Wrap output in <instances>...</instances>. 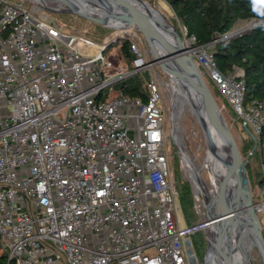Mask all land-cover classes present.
Returning a JSON list of instances; mask_svg holds the SVG:
<instances>
[{
    "label": "built area",
    "instance_id": "1",
    "mask_svg": "<svg viewBox=\"0 0 264 264\" xmlns=\"http://www.w3.org/2000/svg\"><path fill=\"white\" fill-rule=\"evenodd\" d=\"M184 32L205 80L254 142L259 217L264 100L248 99L243 70L223 73L212 51H197L205 46ZM130 46L131 60L118 38L70 34L48 15L0 0V239L8 264L197 262L191 235L198 229L181 225L166 152L164 81L155 69L145 97L124 91L155 63Z\"/></svg>",
    "mask_w": 264,
    "mask_h": 264
},
{
    "label": "rangeland",
    "instance_id": "2",
    "mask_svg": "<svg viewBox=\"0 0 264 264\" xmlns=\"http://www.w3.org/2000/svg\"><path fill=\"white\" fill-rule=\"evenodd\" d=\"M10 1L16 4H22L23 6L30 8L39 15L41 14L48 15L50 21H55L70 34H77L96 42L112 41L116 38H118L119 41H122V39H128L130 43L135 42L139 46V48L147 57V59H149V61H151L153 57L152 48L149 41L147 40L144 33L138 28L132 34L129 35L127 33H124L125 31L128 30L127 25L114 27V26H105L98 24L96 22L90 21L89 19L81 17L76 13H73L72 11L67 9L66 7L68 5L63 0H44L45 3H42L41 1H37V0H10ZM90 1L92 2V0ZM145 1L150 2L165 15V17L175 27L177 33L180 35L182 44L187 47L186 52L188 53V55L190 56L195 55L194 53L195 51H192L191 49L193 44L187 42L184 28L177 20L175 12L172 9V7L165 0H145ZM59 4H62L63 8H59L58 7ZM254 21L255 19L239 21L237 22V24H235L233 29L228 34L235 35L244 30H248L254 24ZM224 38L226 37L223 36L220 37L219 39L221 40ZM114 44L117 45V42H114ZM203 49L207 51H212L213 44L197 49V51L200 50L202 51ZM164 58H167V56ZM198 68L201 72L203 71L202 68L200 67ZM155 69L159 71L162 80L164 81V87H165L163 104L166 110V121H165V129L167 132L166 152L169 157L172 178L174 179L176 184L178 181L176 176H178V179L182 178L184 180H188L191 184L194 193V187L190 173L188 172L186 166L182 161L179 148L177 147L173 137L174 134L173 121L174 119H176V115H177L174 110L176 108V103H177L176 101L178 96V91L176 90L173 81L164 72L160 62L156 61L151 66L150 69H146L144 72L137 73L135 76L130 78L127 81V83L133 84L135 82H138L142 86H144L147 78L151 73H154ZM120 86L121 84L117 86H113V89H110V87L106 89L107 95L104 96L103 100H105L109 96H113L116 90L120 88ZM208 86L213 96L215 97L218 106L221 109V112L235 137V140L237 142V145L239 147L243 159L248 161L247 165L248 163L250 164V167L247 170V175L249 178L251 190L256 194L257 192L256 183L260 181L261 160L258 155V152L256 153V151H254V153L251 154L254 148V145L252 144L251 141L252 138L248 133V131L242 125L243 123L241 122V120L238 118V116L234 113L230 105L227 103V101L216 91V88H214L210 83L208 84ZM178 124L179 127L177 128V132L178 135L180 136L183 146L186 148L184 149L190 153L194 165L197 166L198 168L199 175L201 176L203 174L207 186L212 187L214 184L211 179L210 170L208 169L209 161H207L206 166L204 167L200 166V165L203 166L205 164L206 146H205V141L203 139L200 123L197 119L196 114H194L191 111L188 102H186L183 111L179 116ZM247 165H246V169H247ZM207 199L209 200L210 198L208 196L206 197L203 193H201V200L198 203L197 202L195 203L194 218H196V221L192 226H195L198 223H200L205 217H209L208 214L209 209L206 205ZM212 201H213V205H215V210L213 211V215H218L219 213L225 210V208L222 207L220 202L214 200ZM179 212H180L181 225L182 227H186L188 224L185 215L183 213V210L181 208V205L179 207ZM216 217L217 216H215L214 218L216 219ZM259 217L261 219L262 224L264 225V213L260 212ZM200 230L203 232L205 239V252L203 259L202 260L197 259V262L195 264H208V259L211 250L214 246L215 233L213 229L209 227V231L211 232L210 234L211 239L208 240L207 231L204 229H200ZM2 243L3 242L0 239V251L4 252L5 250L2 247L3 245ZM250 264H263L262 257L260 253L257 251V249H254L252 251V261Z\"/></svg>",
    "mask_w": 264,
    "mask_h": 264
},
{
    "label": "water",
    "instance_id": "3",
    "mask_svg": "<svg viewBox=\"0 0 264 264\" xmlns=\"http://www.w3.org/2000/svg\"><path fill=\"white\" fill-rule=\"evenodd\" d=\"M133 1H139L144 3L147 2L145 0ZM92 2L95 4V6L101 9V11L99 10L100 12L97 13L94 11H88L77 8H71L69 10L81 17L89 19L90 21L96 22L98 24L112 26L110 24L111 19L109 17L110 15H108L109 13H105L109 10L122 20L135 22L137 24L138 29H140L144 33L151 45L153 53L151 61L160 62V60L163 59L165 56H176V61L179 64L178 68L168 67L162 62H160V64L164 72L171 80V74H173L179 80L180 83H183L184 90H188L192 98V103L196 110L195 113L200 123L203 139L205 141L206 146L205 164L203 166H200L204 167L206 166L207 161H210L211 164L214 166L215 174H220L221 181L219 189L221 192L222 199L225 200V198H231L230 191L228 190V186L230 184H233L237 187L236 204L238 205L232 207L231 209L226 208L223 212L219 213L218 215L205 217L200 223L195 226L197 227V229L206 230L208 234V240H210L211 232L209 231V226L211 222L215 220L214 217L218 216L216 219H219L229 216L228 220L223 225L226 226L227 231L221 236L216 235L218 250L225 253L226 264H234V253L231 241L229 240L230 229L233 230V233H244L250 238V244L253 250L257 249V251L262 257V262L264 264V233L258 214L254 207L253 193L251 190L246 169L248 161L243 159L235 137L229 125L227 124V121L225 120L221 109L219 108L218 103L215 97L213 96L207 81L203 76V73L199 70L193 57L188 55V53L186 52L187 47L182 44L181 37L177 33V30L170 23L171 28L173 29L176 35L174 38L176 41V45L171 46V44L167 40V37L171 38V35H167L166 37L161 36L160 33L156 29H154L148 21H145L141 12L133 5L130 0L106 1L109 2V4L111 5H115L118 8H122L123 10L130 12V15L126 12L120 14L115 13L114 9H112L113 7L111 8L108 5H105L104 3L106 2L102 0H92ZM154 8L161 16L164 17L162 12L157 7L154 6ZM230 36L232 35H225V37ZM153 37L156 38L158 42L163 44L164 46H169L170 50L164 53L165 55H159L156 52L153 46ZM175 128L176 127L174 124L173 137L177 147L179 148L182 161L187 168V162L181 151V147L184 146L182 144L180 136L178 135L177 129ZM254 149L255 148H253V150ZM210 173L213 182L214 178L212 175V171H210ZM201 181L207 186L203 174L201 175ZM193 187L194 200L195 203H198L201 200V193L204 194V192L196 189L194 183Z\"/></svg>",
    "mask_w": 264,
    "mask_h": 264
},
{
    "label": "trees",
    "instance_id": "4",
    "mask_svg": "<svg viewBox=\"0 0 264 264\" xmlns=\"http://www.w3.org/2000/svg\"><path fill=\"white\" fill-rule=\"evenodd\" d=\"M174 10L179 23L189 36H195L198 46L213 44L212 53L217 67L225 74L235 68L244 72L246 97L264 100V21L238 34L219 39L228 34L237 22L242 20L264 19V0H165ZM126 57L131 60L130 41L122 39ZM131 96L145 97L144 86L135 82L122 85ZM220 94V91L216 89ZM221 95V94H220ZM252 144L254 145L253 140ZM250 164L247 165V170ZM179 202L185 215L187 226L196 221L195 200L188 180L178 179ZM193 249L198 260L205 252L203 232L198 229L192 233ZM0 264H8V256L0 251Z\"/></svg>",
    "mask_w": 264,
    "mask_h": 264
},
{
    "label": "bare ground",
    "instance_id": "5",
    "mask_svg": "<svg viewBox=\"0 0 264 264\" xmlns=\"http://www.w3.org/2000/svg\"><path fill=\"white\" fill-rule=\"evenodd\" d=\"M37 1H41L42 3H45L44 0H37ZM63 1L67 3L68 5L66 7L67 9L77 8V9H83V10H88V11H94L97 13L101 11V9L95 6V4L91 2L90 0H63ZM102 1L106 2L107 0H102ZM130 1L141 12L145 21H148L153 26V28L156 29L160 33L161 36L166 37L167 35L168 36L171 35V38L167 37V40L171 44V46L176 45V41L174 39L176 35L173 29L171 28L169 20L165 17L163 13L162 14L164 15V17L161 16L157 12V10L154 8V5H152L150 2L144 3V2H139V1L137 2L133 0H130ZM106 3L104 4L108 5L111 8L113 7L112 9H114L115 13L120 14V13L126 12L127 14L130 15V12L128 11H125L122 8H118L115 5H111L109 4V2H106ZM58 7L63 8L62 4H59ZM105 13L106 14L109 13L108 15H110L109 17L111 19L110 24L112 26L119 27V26L127 25L128 30L125 31L124 33H127L130 35L138 28L135 22H129L127 20H122L121 18H119L117 15L113 14V12L109 10L106 11ZM152 41H153V46L159 55H165L164 53L170 50L169 46H164L163 44L159 43L156 38L153 37ZM160 62L164 63L168 67H172V68L179 67L178 62L176 61V56H167V58L162 59ZM171 78L174 83V86L176 87V90L178 91L176 108L174 110L177 115H176V119H174L173 121L176 127L175 129H177L179 127L178 119H179L180 114L183 111V108L186 102H188L191 108V111L194 114H196L195 113L196 110L193 106L192 98L190 96L189 91L184 90L183 83H180L179 80L173 74H171ZM181 151L187 162L186 164L188 165L187 167L188 172L190 173L191 180L194 183L196 189L204 192V195L210 198L209 200L207 199L206 201V205L209 209V213H208L209 216H213V211L215 210V205H213L212 200L220 202L222 207H224L225 209L226 208L231 209L232 207L238 205L236 204L237 187L233 184H230L228 186V190L230 191V196H231V198H229L230 200L228 198H225V200L221 198V192L219 189L221 177H220V174L218 175L215 174L214 166L211 164L210 161L208 163V166H209L210 171H212V175L214 178L213 180L214 185L212 187L206 186L201 181V176L199 175L198 168L197 166L194 165L190 153L187 150H185L184 147H181ZM228 217L229 216H226L224 218L215 219L213 222H211L209 227L213 229L215 236L216 235L221 236L223 233L227 231L226 226H223V225L228 220ZM220 226L221 227L223 226V227L221 228ZM215 236H214V246L211 250V253L208 259V264H226V259H225L226 255L224 252H221L218 250L217 241H216ZM229 240L231 241L232 249L234 253V257H233L234 264H250L252 261V251H253V248L250 244V238L244 233H239V234L236 232L233 233V230L230 229L229 230Z\"/></svg>",
    "mask_w": 264,
    "mask_h": 264
}]
</instances>
